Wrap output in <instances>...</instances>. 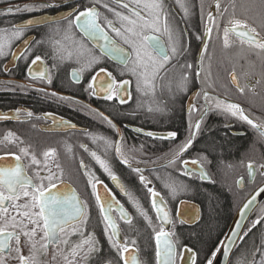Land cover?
I'll return each mask as SVG.
<instances>
[{
    "label": "flooded vegetation",
    "instance_id": "obj_1",
    "mask_svg": "<svg viewBox=\"0 0 264 264\" xmlns=\"http://www.w3.org/2000/svg\"><path fill=\"white\" fill-rule=\"evenodd\" d=\"M258 2L259 0H220V12H224L225 7L228 9L224 13L223 20H221L215 10V0H188L190 15L187 18H184V13L176 3V0H164L165 8L170 13V20L177 27V34H183L181 37L182 43L187 48L183 55L172 60L169 65L160 70L158 75L163 78V88L166 91L169 88L177 90L176 84L183 72H187L189 76L188 90L181 94L180 113L182 122L177 126L169 125L170 110L167 104L163 103H161L163 111H161L160 128H157L159 127L157 126L159 123L157 116L154 123L150 121L153 119L151 113L155 114L154 111L150 112V117H146L144 120L141 119L140 106L142 101L136 99L139 93L134 90L133 79L125 75L119 78L123 68L111 63L105 57L100 58V53L76 31L74 25L69 27L68 20L26 28L24 36L16 40L9 54L3 59L0 58V117H7V119H0V156L6 153L19 154L20 147H29L37 155V158L43 161V151L48 148L56 149L57 161L64 172L63 182L67 186L65 190L67 188L75 189L79 199L88 205L87 222L84 223L82 220L81 223L74 224L72 227L79 228L86 233H93L94 238L99 241V246L102 248L99 258L93 256L91 264H102V262L107 260H111L112 264H123V261L117 252L110 247V242L106 238L105 225L96 199L92 194L93 189L88 184L90 177L94 182L97 180L101 182L96 185L101 197L105 196L106 187L112 192L115 200H118L124 206L132 218L129 224L120 219L118 210L111 213L118 226L119 240L121 243L126 241L130 246V252L125 254L129 257V262H131L132 256H136L140 264H156V245L153 229L158 231L161 221L157 219V213L152 207L151 196L145 185L140 182L139 176L144 175L148 181H151L148 187L153 188L152 175L155 172L161 175L162 184L164 183L163 176L170 169L185 175L184 165L179 161L169 166V160L172 159V156L168 157L167 154L170 147H178L181 143L186 142L191 135L190 124L194 126L195 121L200 118L199 112L189 113L188 110L190 103L204 104L202 96L199 99H195V94L206 90L213 98L238 103L254 122L264 124V57L249 55L246 59H241L239 46L226 50L223 48L222 39L220 38L222 37L225 23L233 14L237 18L248 19L249 23L257 27L258 31L264 35V25H262L257 9L253 7L254 3ZM37 3L40 4H37V7L34 8L35 10L27 11L29 13H27L26 18L14 22L12 27L32 17L52 15L76 9L77 7L83 10L86 6H92L94 0H43ZM102 3L112 5V0H102ZM42 5H55V7H42ZM96 6L102 13L101 21H103V16L112 18L111 13H108L102 7V4H97ZM209 11H213L216 16L217 21L220 23V30L218 34L217 29L213 28L212 38L208 41L207 53L202 56L201 52L205 42L204 24L207 22ZM69 19H71L70 16ZM64 27L73 31L76 39L73 43L66 41L60 45L53 41L51 34L57 32V30H62ZM147 34L151 35V33ZM29 35H33L29 45L18 55L15 63L5 69L4 65L10 59L14 47ZM109 35L115 38L114 33L109 32ZM197 37L200 38L198 39ZM36 41H42L43 43L37 44ZM81 45H83V48L80 47ZM35 55L41 57L42 65L47 69L51 78L50 83L47 80L31 79L29 77L28 66ZM93 56L100 58L103 61L102 64L106 60L113 68H106L101 66V64H99L100 66L90 64ZM201 59H203L202 64ZM186 63L192 64L193 68L182 69L180 67V65ZM40 67L41 64L38 62L36 70H39ZM100 67L112 72L118 80L130 81L128 85L129 96L126 97L127 103L120 104L117 100L106 101L99 96L89 95L87 90L88 82ZM72 70H82L79 82L73 80ZM233 70H235L241 86L250 83L253 87H246L244 93H240L230 80L229 73ZM197 71L201 73L200 78L195 77ZM245 72L254 73V75H249L245 78ZM256 80L261 82L256 84ZM191 95L192 98L188 102ZM187 102L189 103L188 106ZM145 103L150 106L158 104L156 101H146ZM90 109H95L97 113H103L108 116L116 127L113 128L108 125ZM28 112L32 113L31 117L27 115ZM127 114L132 119L131 121L126 118ZM60 120L68 121L70 124L76 125V127L72 129L67 125L54 123V121ZM127 121L130 123H127ZM137 128L142 129L144 132L152 131L157 137L164 136L169 131H175L178 135L175 140L153 139L143 133L136 132L135 129ZM9 132L14 133V137L10 138L14 140L12 143L3 140L4 136ZM217 133L228 137V139L232 137H247L249 141L257 140L259 150L253 156L245 153H236L235 156L240 158L237 163H233L230 158L218 163L217 160L220 154L214 153L205 145V140ZM92 136L107 138L112 142V147H107L103 141L94 142ZM15 138H18V140ZM141 139L148 140L147 142L154 146L156 153L152 154L150 152L139 163L130 161L131 167L122 163L121 161L124 157L117 155L115 152V142H120L124 149L125 144H135ZM20 141H23V143H20ZM157 141H161V147L156 143ZM81 145H86L88 151H85ZM69 148L71 149L70 151ZM91 152H96L98 156L107 161L112 173L122 183V188L118 186V181L112 180L109 174L101 168L99 163L90 155ZM150 154L153 156L149 157ZM255 156H259V158H253ZM199 157L205 158L203 166L204 171L209 175V181V172L212 171H240L241 174L236 176L234 186L238 192L250 189V192L247 193L250 194L258 186L256 185V178L257 174L261 172L259 165L264 164V140L260 138L259 132L247 123L213 110L204 117L201 129L194 137L192 147L183 155L182 159L191 161ZM7 159L10 162L11 156H8ZM81 161L84 162L86 168L80 167ZM249 162H253L255 165L254 178L251 183L246 177ZM24 163H27L26 159ZM132 168H140L142 172H133ZM53 171L57 170L53 168ZM86 171L88 175H85ZM29 174L31 175V171ZM185 176L196 183L197 181L209 182L202 181L195 173ZM241 177L243 178L244 187L242 190H238L236 181ZM57 184L59 187V182ZM135 188L140 194L138 197L132 192V189L134 190ZM154 190L158 192V190ZM160 200L163 201L172 221L164 225V227L166 231L175 232L173 239L178 242L177 252H182L185 246L195 252L192 247L180 242L176 235L184 231V229H190L198 224L201 216L198 203L193 200L179 199L170 204L161 194L160 198H158V203ZM183 200L196 205L198 212L190 216H184L179 213L180 202ZM137 204L147 213L151 224L137 212ZM76 239L78 238L73 237L74 241ZM133 240L136 241L135 245H131ZM51 251L52 248L49 246V254L47 256L42 255L40 259L45 262L50 261ZM24 254L27 255L26 249ZM52 264H57V262H52ZM58 264H63V261L59 260ZM177 264H191V261L187 256L182 261L178 255Z\"/></svg>",
    "mask_w": 264,
    "mask_h": 264
},
{
    "label": "snow or ice",
    "instance_id": "obj_2",
    "mask_svg": "<svg viewBox=\"0 0 264 264\" xmlns=\"http://www.w3.org/2000/svg\"><path fill=\"white\" fill-rule=\"evenodd\" d=\"M176 3L184 13V18L190 15L188 0H176ZM102 4V7L111 13L112 18L103 16L96 6ZM114 5V6H113ZM42 7H55V5H42ZM253 7L257 9V13L264 25V0L254 3ZM220 0H215V10L223 20L224 13L228 11L225 7L224 12H220ZM25 11L35 10L31 6H25ZM9 13L12 9L7 10ZM16 11H20L19 8ZM69 16L71 19H69ZM69 16H61L53 20L52 18H43L40 21L27 20L26 24L14 25L10 33L0 32V57H6L11 51L12 41L19 40L24 36V31L33 23H49L62 20H68L69 27L73 25L89 39L98 43L100 50V58L107 57L109 60L117 61L124 69L120 72V76L125 71L131 73L136 79V90L141 95L154 94L156 88V79L160 70L164 69L172 60L184 54L187 48L182 43V33L177 34V27L170 20V13L166 10L164 0H112V5L102 3V0H94L92 6H86L83 10L79 7L70 11ZM211 25V26H209ZM217 29L219 34L220 23L217 21L213 11L207 14V22L204 24L205 42L201 55L207 53L208 41L212 38L213 28ZM107 29V30H106ZM59 31V30H57ZM109 32L115 34V38L109 35ZM147 33H151L148 35ZM198 39L200 37H197ZM222 45L224 49H231L239 46L241 59H246L249 55L264 57V35L258 31L257 27L249 23L248 19L237 18L233 14L225 23L222 30ZM103 41V43H99ZM37 44L43 43L36 41ZM59 43V42H57ZM25 45H29L28 40H24ZM124 46H127L124 47ZM83 48V45L80 46ZM70 55V54H69ZM13 58L16 54L13 53ZM63 58V57H62ZM93 56L90 64L99 65L101 59ZM40 62L41 67L36 70V66ZM203 59H201V64ZM182 69L193 68L192 64L180 65ZM82 70H73L72 78L79 82L80 72ZM28 75L31 79H42L51 82L47 69L42 65V59L39 55H35L28 66ZM254 73L245 72L247 78ZM201 73H195L196 78H200ZM231 82L237 87L240 93H244L246 87H253L250 83L241 86L235 70L229 73ZM261 81L256 80L259 84ZM129 80H118L112 72L106 68L100 67L95 74L91 76L88 82L87 90L91 96H99L106 101L117 100L120 104L127 103L126 97L129 96L128 85ZM189 76L187 72H183L176 88L180 92L188 90ZM211 87V85H209ZM55 95V93H53ZM203 105H189V113L199 112L200 118L195 121L194 126L190 124V137L186 142L181 143L173 152L172 159L169 164H176L178 161L185 166L184 174L192 175V171L187 168L190 163L199 171L201 179H209L204 171V157H199L191 161L183 160V155L192 147L194 137L201 129V123L204 117L210 111H219L224 115L236 118L245 122L253 129L259 132L260 138L264 140V124H257L246 113L245 109L238 103L227 100L213 98L208 91L195 94L194 98H201ZM19 111V110H17ZM94 114L99 115L101 119L111 127L116 125L112 119L103 113H97L95 109H90ZM149 112L163 111L157 106L156 109L149 107ZM29 117L32 116L28 112ZM7 119V117H0ZM75 128L76 125L70 124L68 121H54ZM138 133L153 139L175 140L177 133L169 131L164 136L157 137L152 131L144 132L142 129H135ZM14 137V133H7L3 140L8 143L14 142L10 139ZM18 140V138H15ZM94 142L103 141L107 147H112V142L102 136H92ZM23 143V141H20ZM85 151H88L86 145H81ZM143 147V146H142ZM71 149L69 148V151ZM115 152L117 155L123 156L122 163L131 167L130 159L124 154L120 142H115ZM90 155L99 163L101 168L109 174L110 178L118 181L115 174L106 160L91 152ZM11 156L9 162L7 157ZM43 161L37 158V155L30 150L29 147H20L19 154L6 153L0 156V264H52L59 260L63 264H91L93 256L99 258L102 248L99 241L94 238L93 233L72 227L79 224L83 220L84 223L88 219V205L79 199L75 193V189L65 188L63 182V169L57 161V151L55 148H48L42 153ZM25 159L27 163H24ZM81 168H86L83 161L80 162ZM55 168L57 171H53ZM249 176H253L255 165L249 162L247 165ZM261 173L264 174V164L259 165ZM133 172L140 173V168H132ZM31 171V175L29 172ZM47 173V174H44ZM88 175V172H85ZM139 180L147 188L151 196L152 207L157 213V219L161 221L158 231H154V240L156 245V264H177V256L179 255L183 261L185 256L191 261V264H197L198 254L191 248L184 247L183 251L178 253V242L173 239L174 231H166L164 225L171 223L169 213L166 211L160 193L153 188L148 187L151 181H148L144 175L139 176ZM57 182H59V187ZM100 181H93L90 177L88 184L93 189V196L96 199L99 211L104 222V232L110 247L119 255L123 264H129V257L125 255L130 252V246L125 241L121 243L119 240V230L117 223L113 219L111 213L118 210L119 217L126 223H131L132 218L125 210L124 206L118 200H115L112 192L105 187V196L101 197L96 185ZM239 184L240 181H237ZM165 187L175 196L182 190H186L183 185L175 182L165 183ZM123 190V189H122ZM264 193V187L254 194L240 209L239 215L243 217L246 211L256 201L257 197ZM137 212L148 220L151 224L147 213L137 204ZM187 222V221H182ZM261 223L260 220L253 222V227ZM239 222H236V228L239 229ZM71 229V231H69ZM251 229H249L250 231ZM244 235H238L237 231L232 230L228 236L231 243L235 240H244ZM73 237H77L75 241ZM235 238V240L233 239ZM136 241H131V245H135ZM49 246H51V260L42 261L40 257L49 254ZM27 250V255L24 250ZM261 254L260 264H264V246L258 250ZM218 254L224 256L229 255V246L221 241L219 246L214 247L210 257L205 258V264H215ZM102 264H112L111 260L102 262ZM131 264H140L136 256L131 257ZM237 264H256L255 260L238 261Z\"/></svg>",
    "mask_w": 264,
    "mask_h": 264
},
{
    "label": "trees",
    "instance_id": "obj_3",
    "mask_svg": "<svg viewBox=\"0 0 264 264\" xmlns=\"http://www.w3.org/2000/svg\"><path fill=\"white\" fill-rule=\"evenodd\" d=\"M36 1L43 0H0V32L10 33L13 30V23L23 20L26 18L27 13H29L24 10L25 6L36 8L37 4H40ZM17 8H19L20 11H16ZM8 9H12L13 11L9 13L7 11ZM51 37L54 42H59L57 44L60 45L64 44L66 41L73 43L76 39L75 33L67 27L52 33ZM15 42L16 40H13L12 45ZM0 58L3 59L4 57ZM102 62L103 61L100 63L101 66L113 68V66L106 60H104L103 64ZM123 70L124 69L121 71ZM124 75L133 79L132 83L134 84V90H136L135 77L131 76L127 71H125ZM120 77L122 76L119 74V78ZM163 82V78L157 76L154 94L145 96L139 93V96L136 97V99L142 101L140 106V116L141 119L144 120L146 117H150V112L148 111L149 107L156 109L157 106L162 108L161 103L167 104L170 110V117L168 119L169 125L177 126L182 122L180 101L183 92L171 88L166 91L163 88ZM146 101H156L158 104L150 106L145 103ZM154 113L155 114L151 113L153 119L150 121L154 123L157 116V121L159 122L157 124L159 127L157 128H160L161 111H154ZM126 118L129 121L132 120L129 117V114H127ZM129 121H127V123H130ZM147 141L148 140L146 139H141L135 144H125L123 149L124 154L128 156L133 163H139L141 160H144L150 152L155 154L154 146ZM156 143L161 147V141H157ZM205 145L209 150L216 154H220L219 159L217 160L218 163H222V161L227 160V158H230L233 163H237L240 158L235 156L236 153H245L253 156L254 153L259 150L257 140L249 141L247 137H232L231 139H228V137L222 136L220 133L208 137L205 140ZM176 148V146L170 147L167 156L171 157ZM152 154H150L149 157L153 156ZM253 158H259V156ZM172 165L173 164H169V166ZM209 174V182L205 183L197 181L196 183L180 172L170 169L168 173L163 176V184L161 183L162 178L159 173L155 172V174L152 175L154 183L153 188L158 190L161 196L166 198L170 204L179 199L193 200L198 203L201 210L198 224L190 229H184V231L176 235V238H178L180 242L189 245L195 250L198 254V264H205V258L210 257L211 251L214 247L219 246L229 221L241 202L248 195L246 191L238 192L234 186L235 178L237 175L241 174L240 171L234 170L228 172L227 170H216L209 172ZM263 181L264 174L259 172L256 178V185L261 184ZM166 182H175L178 185H183L186 187V190H182L173 196L168 188L165 187ZM132 192L136 197L140 196L136 188L134 190L132 189ZM256 220H260L261 223L256 224L255 227H253V222ZM249 229L251 230L249 231ZM245 233H247L245 239L239 240L230 258L229 264H237L238 261H251L253 259L256 264H260L262 257L258 250L264 246V202L256 210L254 218L247 224L243 235Z\"/></svg>",
    "mask_w": 264,
    "mask_h": 264
},
{
    "label": "water",
    "instance_id": "obj_4",
    "mask_svg": "<svg viewBox=\"0 0 264 264\" xmlns=\"http://www.w3.org/2000/svg\"><path fill=\"white\" fill-rule=\"evenodd\" d=\"M73 10V9H72ZM71 10L69 11H62V12H58V13H55V14H52V15H47V16H37V17H32V18H28L20 23H18L17 25L19 24H26L27 20L31 19L33 21H40L41 19L43 18H52L53 20H55L56 18H59L61 16H69V13H70ZM51 23V22H49ZM43 24H46V23H33L31 26L27 27V28H32V27H36V26H40V25H43ZM75 27V26H74ZM76 31L96 50L100 53V50H99V46H98V43L95 42V41H90L89 39H87L86 37H84V35L79 31L78 28H76ZM33 38V35H29L27 37H25L22 41H20L13 49V51L11 52V56H10V59L5 63L4 65V68L7 69L8 67H11L14 63H15V60L16 58L18 57V55L27 47V45L24 44V40H28L29 43L31 42ZM99 43H103V41H100ZM125 47V46H124ZM127 48V47H126ZM13 53L16 54V58H13ZM108 61H110L111 63L113 64H116L120 67H122L121 65H119V63L117 61H113V60H109L107 57H105ZM73 72V70H72ZM72 72H71V75H72ZM192 98V95L189 97L188 99V102L191 100ZM187 102V106H188V103ZM73 129V128H72ZM133 129V128H131ZM134 130V129H133ZM235 134H238V133H235ZM185 168V166H184ZM187 168L190 169L192 171V173H195L197 174L199 177V171L196 170V168L191 165L190 163L187 165ZM206 172V171H205ZM207 173V172H206ZM208 175V173H207ZM209 177V175H208ZM246 177L248 178L249 182L251 183L253 181V178H254V174L253 176H249V170L247 168V172H246ZM201 179V178H200ZM202 181H209V179H201ZM237 181H240V183L238 184ZM236 181V187L238 190H242L243 187H244V184H243V178H238ZM118 186H120L121 188L123 187L122 183L118 180ZM264 187V181L259 184L255 189H253L251 191L250 194H248L246 196V198L242 201V203L239 205V207L236 209L235 213L233 214L231 220L229 221V224L227 226V229L223 235V238L221 241H224L226 244H228L229 246V255L228 256H224L223 254H218V257H217V260L215 262V264H229V261H230V258L234 252V249L235 247L237 246L239 240H235V238H233L235 240V243H231L229 240H228V236L231 234L232 230H236L237 231V234L238 235H243V232L247 226V224L249 223V221L251 219L254 218V214L256 212V210L258 209V207L264 202V193H261L256 201L251 205V207L246 211L245 215L243 217H241L239 215L240 213V209L243 208L244 204L254 195L256 194L260 188ZM198 212V208L196 205H194L192 202H189V201H181L180 202V206H179V213H181L182 215L184 216H190L192 214H195ZM236 222H239V229L236 228ZM129 264H131V262H129Z\"/></svg>",
    "mask_w": 264,
    "mask_h": 264
},
{
    "label": "rangeland",
    "instance_id": "obj_5",
    "mask_svg": "<svg viewBox=\"0 0 264 264\" xmlns=\"http://www.w3.org/2000/svg\"><path fill=\"white\" fill-rule=\"evenodd\" d=\"M245 191L248 193V192H250V189H248V190H245Z\"/></svg>",
    "mask_w": 264,
    "mask_h": 264
}]
</instances>
